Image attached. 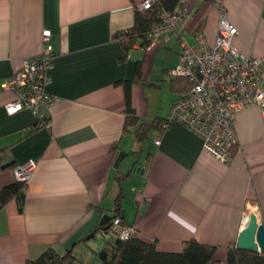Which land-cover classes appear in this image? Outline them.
Returning a JSON list of instances; mask_svg holds the SVG:
<instances>
[{"label":"crops","instance_id":"obj_1","mask_svg":"<svg viewBox=\"0 0 264 264\" xmlns=\"http://www.w3.org/2000/svg\"><path fill=\"white\" fill-rule=\"evenodd\" d=\"M142 1L0 0V189L16 181L15 166L36 162L22 211L14 200L0 210V264H31L47 248L71 250L73 264H98L105 244L93 249L89 240L103 232L99 222L112 215L120 193L122 224L160 252H180L195 240L213 246V260L226 264L244 213L264 227V122L257 106L235 113L236 145L226 165L177 122L151 129L139 146L132 128L124 132L123 81H131V107L147 123L166 119L185 93L169 75L177 36L143 47L138 40L127 52L114 37L133 27ZM186 8L179 34L189 43L197 31L214 41L223 8L237 30V51L264 56V0H188ZM45 30L53 51L44 88L54 98L43 109L49 129L34 127L29 110L8 115L12 95L2 88L40 55Z\"/></svg>","mask_w":264,"mask_h":264},{"label":"built area","instance_id":"obj_2","mask_svg":"<svg viewBox=\"0 0 264 264\" xmlns=\"http://www.w3.org/2000/svg\"><path fill=\"white\" fill-rule=\"evenodd\" d=\"M187 2L179 0L176 10L161 12L159 23L154 24L148 34L153 44L159 39L166 42L170 35L177 36L180 48L178 61L169 70V75L186 79L190 85L172 104L162 128L171 122L181 124L200 138L203 152L226 165L236 145L235 113L255 105L264 122V56L247 57L237 51L231 43L237 30L226 19L223 8L218 11L214 41L208 42L204 33L198 31L193 42L189 43L179 34L188 14ZM152 3L153 0H143L139 9L146 10ZM49 37V30L42 32L43 49L40 55L26 60L2 85L12 95V100L5 105L8 115L29 110L35 116L38 127L47 129L51 123L43 109L54 101L44 90L53 59L52 47L47 43ZM35 168L34 160L15 166V180L27 184ZM247 218L248 214L244 213L243 225ZM109 232L122 240L136 233L134 228L123 225L119 218L112 221Z\"/></svg>","mask_w":264,"mask_h":264},{"label":"trees","instance_id":"obj_3","mask_svg":"<svg viewBox=\"0 0 264 264\" xmlns=\"http://www.w3.org/2000/svg\"><path fill=\"white\" fill-rule=\"evenodd\" d=\"M179 0H153L150 8L146 10L136 9L134 13V24L129 30L118 32L114 37L119 39L123 50L127 52L139 40L140 45L148 46L150 41L148 34L154 24L159 23V14L161 12H173L178 6ZM199 29V28H198ZM198 32V31H197ZM138 74V70H136ZM179 81L181 86H184L186 92L190 85L186 79L173 78ZM125 97V120L123 130L127 131L132 128L136 143L141 145L148 139V134L151 129H163L162 124L166 119L158 120L157 123H147L140 121L136 116L130 104V85L131 81L122 82ZM38 127V124L34 125ZM35 129V128H34ZM2 151V150H0ZM140 150L136 153H139ZM14 167V165L6 166ZM128 175V174H127ZM25 182L15 181L0 189V210L9 201L14 200L17 204L18 212L22 211L25 199L24 190ZM122 194L120 193L114 202V209L111 211L108 229L103 231L106 233L111 229V223L115 218H120V202ZM83 241V239L81 240ZM215 248L210 245H205L190 240L184 243L180 252H160L155 248L154 243H146L136 235L122 240L114 236V240L96 253L98 264H217L213 260ZM75 261L71 250H67L60 255L52 248H47L31 264H73ZM226 264H264V256L257 252L239 250L234 246L227 251Z\"/></svg>","mask_w":264,"mask_h":264},{"label":"water","instance_id":"obj_4","mask_svg":"<svg viewBox=\"0 0 264 264\" xmlns=\"http://www.w3.org/2000/svg\"><path fill=\"white\" fill-rule=\"evenodd\" d=\"M109 221L110 216L108 215L101 218L99 226L102 231L108 229ZM235 247L239 250L257 252L264 256V227L258 223L254 213L249 214L246 224L237 237Z\"/></svg>","mask_w":264,"mask_h":264},{"label":"rangeland","instance_id":"obj_5","mask_svg":"<svg viewBox=\"0 0 264 264\" xmlns=\"http://www.w3.org/2000/svg\"><path fill=\"white\" fill-rule=\"evenodd\" d=\"M187 40H188V38H187ZM133 160L135 161L136 158L135 159L133 158ZM130 184H131V182H129V185ZM127 187H128V185L125 186V188H127ZM112 238H113V235L109 231H107L106 233H104V232L97 233L95 238H92V239L89 240V244H90L89 246H91L94 249V247L96 248L99 245H101L102 243H103L102 245H104V244L106 245L107 241H112L113 240ZM97 249H100V248H97ZM87 252H89L88 249H86L85 253L88 254Z\"/></svg>","mask_w":264,"mask_h":264},{"label":"bare ground","instance_id":"obj_6","mask_svg":"<svg viewBox=\"0 0 264 264\" xmlns=\"http://www.w3.org/2000/svg\"><path fill=\"white\" fill-rule=\"evenodd\" d=\"M247 219H248V218H247ZM247 219H246V220H247Z\"/></svg>","mask_w":264,"mask_h":264}]
</instances>
